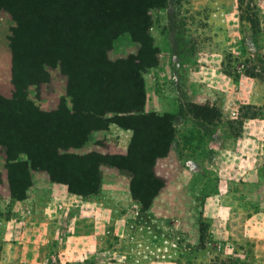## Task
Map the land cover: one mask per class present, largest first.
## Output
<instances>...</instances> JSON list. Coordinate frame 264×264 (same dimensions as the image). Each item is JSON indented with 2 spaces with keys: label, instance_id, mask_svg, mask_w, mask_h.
Instances as JSON below:
<instances>
[{
  "label": "rangeland",
  "instance_id": "374dc122",
  "mask_svg": "<svg viewBox=\"0 0 264 264\" xmlns=\"http://www.w3.org/2000/svg\"><path fill=\"white\" fill-rule=\"evenodd\" d=\"M137 1L149 4L145 24L135 16L123 31L107 29L104 60L140 61L149 123L136 138L111 123L81 146L60 140L54 153L101 156L100 188L89 196L28 161L30 186L17 200L0 146V264H264V78L225 72L229 55L264 58V0ZM7 38L11 51L23 49ZM70 74L69 64L43 65L23 89L27 101L44 113L62 104L72 111ZM130 149L134 159L146 150L154 159L159 182L147 207L131 191L132 173L116 164Z\"/></svg>",
  "mask_w": 264,
  "mask_h": 264
},
{
  "label": "trees",
  "instance_id": "16d2710c",
  "mask_svg": "<svg viewBox=\"0 0 264 264\" xmlns=\"http://www.w3.org/2000/svg\"><path fill=\"white\" fill-rule=\"evenodd\" d=\"M147 5L137 0L124 4L114 0H0V11L9 10L16 23L11 29L12 36L23 47L12 50L11 98L0 97V146L5 147L9 188L14 198L24 199L30 186L28 161L39 162L51 182L66 185L73 195L98 193L101 156L95 152L54 153L60 140L81 146L91 132L105 130L111 123L133 130L136 138L138 127L149 123L150 116L144 113L140 61L135 63L128 58L110 64L104 60L113 39L104 32L110 28L123 31L124 24L128 28L135 16L142 25L150 8ZM247 8L248 12L255 10V6ZM129 32L136 40L145 37V33L131 28ZM37 51L44 52L42 59L34 57ZM57 63L71 66L72 78L67 89L73 99L72 111L62 104L55 112H40L27 101L23 89L33 84L34 76L43 72V65ZM225 66L229 75L264 78V58L257 61L229 55ZM13 107L17 113L9 114ZM257 111L251 118L257 116ZM108 113L113 116L105 117ZM147 152L134 159L130 149L127 157L116 163L132 173L131 191L145 207L155 196L151 191L159 182L152 170L154 159ZM22 154L27 160L17 161ZM141 163L150 165L143 175L137 169ZM138 190H142L140 195Z\"/></svg>",
  "mask_w": 264,
  "mask_h": 264
},
{
  "label": "crops",
  "instance_id": "0c3cea01",
  "mask_svg": "<svg viewBox=\"0 0 264 264\" xmlns=\"http://www.w3.org/2000/svg\"><path fill=\"white\" fill-rule=\"evenodd\" d=\"M12 28H13L12 19H8L7 15L0 12V59H1V66L3 68L2 69L3 75H0V94H5V95L8 86H11V88L13 87L11 82V73L10 75H8V71L10 72L12 67V51L7 43L8 41L7 37L11 33ZM3 91L5 92L3 93Z\"/></svg>",
  "mask_w": 264,
  "mask_h": 264
}]
</instances>
